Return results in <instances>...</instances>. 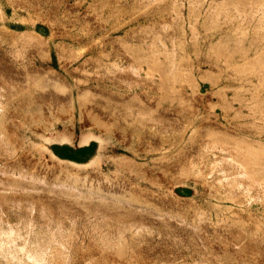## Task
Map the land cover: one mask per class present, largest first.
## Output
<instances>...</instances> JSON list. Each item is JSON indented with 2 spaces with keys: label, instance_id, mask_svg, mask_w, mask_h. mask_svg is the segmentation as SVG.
I'll list each match as a JSON object with an SVG mask.
<instances>
[{
  "label": "rangeland",
  "instance_id": "374dc122",
  "mask_svg": "<svg viewBox=\"0 0 264 264\" xmlns=\"http://www.w3.org/2000/svg\"><path fill=\"white\" fill-rule=\"evenodd\" d=\"M0 239V264H264V0H0Z\"/></svg>",
  "mask_w": 264,
  "mask_h": 264
},
{
  "label": "bare ground",
  "instance_id": "6f19581e",
  "mask_svg": "<svg viewBox=\"0 0 264 264\" xmlns=\"http://www.w3.org/2000/svg\"><path fill=\"white\" fill-rule=\"evenodd\" d=\"M15 2L19 5H25L26 0H15ZM52 124L51 123H45L43 125L44 128H49L51 127ZM54 141L58 142L59 144L62 145L64 151L74 160H79L76 155L72 154V145L71 143L66 139V137L64 136H59V137H54L53 138ZM98 137L94 134H88L85 138H83V141L81 143V147L86 150L90 155L96 154L97 152H99V147H98ZM253 183H257V179H253L252 180ZM12 200H14V197H11ZM43 246V245H41ZM4 249L3 247V240L0 239V253L2 252V250ZM30 259H33V263H27V264H42L41 259L34 254H30L29 255Z\"/></svg>",
  "mask_w": 264,
  "mask_h": 264
}]
</instances>
